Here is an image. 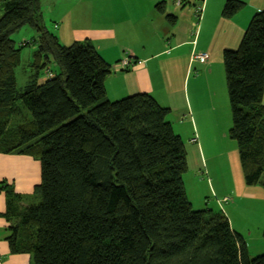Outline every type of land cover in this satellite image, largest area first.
<instances>
[{"label":"trees","instance_id":"16d2710c","mask_svg":"<svg viewBox=\"0 0 264 264\" xmlns=\"http://www.w3.org/2000/svg\"><path fill=\"white\" fill-rule=\"evenodd\" d=\"M243 5L226 0L222 16ZM24 25L36 34L17 45L12 34ZM26 46L31 72L18 86ZM223 64L244 182L264 188V10L223 50ZM110 73L89 39L60 42L40 0H0V152L41 166L30 198L0 182L11 253H30L32 264H264L222 211L193 208L169 107L148 92L107 98Z\"/></svg>","mask_w":264,"mask_h":264},{"label":"crops","instance_id":"0c3cea01","mask_svg":"<svg viewBox=\"0 0 264 264\" xmlns=\"http://www.w3.org/2000/svg\"><path fill=\"white\" fill-rule=\"evenodd\" d=\"M182 1L40 0V5L45 24L62 44L87 38L111 64L107 98L148 92L169 107L166 118L186 150L189 183L183 182L191 204L222 211L243 236L259 233L264 188L244 182L238 146L229 136L232 115L223 50L238 46L252 15L264 10V0H242L243 7L231 17L221 13L226 0ZM23 29L16 39L12 36L15 42L35 35ZM197 51L206 54L203 62L193 57ZM124 58L130 61L126 68ZM2 180L30 198L41 185L39 159L0 152ZM5 208L6 195L0 189V264H32L30 253L9 249Z\"/></svg>","mask_w":264,"mask_h":264},{"label":"rangeland","instance_id":"374dc122","mask_svg":"<svg viewBox=\"0 0 264 264\" xmlns=\"http://www.w3.org/2000/svg\"><path fill=\"white\" fill-rule=\"evenodd\" d=\"M43 11L45 13L46 20L48 19L47 21L49 22V18L47 16V14H48L47 13V9H45ZM23 28H30L31 30H34L32 27H30L28 25H24L18 31L13 33L12 36H14V38L16 39V37L18 36L17 34H19V32H23V31H21V30H24ZM25 34H27V33H25ZM35 34H36V32H35ZM30 38L31 37H29L28 39H30ZM28 39H25V40H28ZM16 44L18 45L17 42H16ZM32 49H33L32 46H26V47H23V49L21 50V62H20V65H18L17 68H16V77H17L18 86H21L22 84L25 83V81H26L25 79L27 78V75L31 72V70L28 67L27 63H28V61H29V59L31 57ZM51 66H53V65H51ZM42 73H44V71ZM183 179H185L188 182L189 175H188L187 172L183 173ZM32 196H34V195H32ZM35 199H36L35 201H37V196L35 197ZM192 206H193V208H197L196 206H194L193 203H192ZM263 229H264V226L260 228V232L259 233H254L253 232V233H251L249 235H244V239H245V242H246L247 250H248V253L250 255L255 256V255H258V254L264 252V234H263Z\"/></svg>","mask_w":264,"mask_h":264},{"label":"built area","instance_id":"2783aa9c","mask_svg":"<svg viewBox=\"0 0 264 264\" xmlns=\"http://www.w3.org/2000/svg\"><path fill=\"white\" fill-rule=\"evenodd\" d=\"M201 8H202V6L199 5L198 8H197L198 12L201 10ZM193 57L198 59L199 61L203 62L206 59L207 56H206V54L204 52H198L197 51V52L193 53ZM121 63L123 65V67L126 68V66L130 63V61H129V59L124 58V59H122ZM222 199L226 200L227 197H223Z\"/></svg>","mask_w":264,"mask_h":264},{"label":"bare ground","instance_id":"6f19581e","mask_svg":"<svg viewBox=\"0 0 264 264\" xmlns=\"http://www.w3.org/2000/svg\"><path fill=\"white\" fill-rule=\"evenodd\" d=\"M122 61V60H121Z\"/></svg>","mask_w":264,"mask_h":264}]
</instances>
